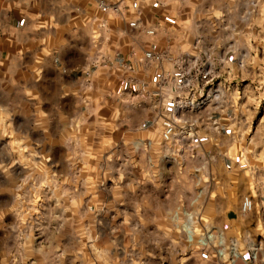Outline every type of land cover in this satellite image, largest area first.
Returning a JSON list of instances; mask_svg holds the SVG:
<instances>
[{
	"label": "rangeland",
	"instance_id": "1",
	"mask_svg": "<svg viewBox=\"0 0 264 264\" xmlns=\"http://www.w3.org/2000/svg\"><path fill=\"white\" fill-rule=\"evenodd\" d=\"M106 2L77 16L88 39L61 34L68 20L1 38L0 264H229L200 261L185 223L228 245V188L264 195V0ZM76 39L67 66L55 49ZM194 61L212 92L177 109L158 73ZM253 227L237 249L250 240L264 264V218Z\"/></svg>",
	"mask_w": 264,
	"mask_h": 264
},
{
	"label": "crops",
	"instance_id": "2",
	"mask_svg": "<svg viewBox=\"0 0 264 264\" xmlns=\"http://www.w3.org/2000/svg\"><path fill=\"white\" fill-rule=\"evenodd\" d=\"M87 6H90V0H0V51L4 50L1 43V38L4 36L11 38L15 35L17 37V34H22V31L24 35L33 34V28L37 30H35L36 35L44 34L41 28L44 25V20H68L70 23L72 22L73 26H70L69 29H64L61 34L87 38V35L89 36L92 33H87L76 24L78 14H87L91 10ZM66 31L69 33L66 34ZM73 41L75 42L74 45L71 44ZM71 42L68 47L59 45L55 49V51L59 52V58L67 66L76 64L80 56L75 48L76 43L79 42L77 39ZM82 42L85 41L83 40ZM41 47H43V44L37 50ZM16 48L12 46L11 50H17ZM220 119L222 118L220 117ZM226 125L228 124L225 122L220 123L221 128ZM230 153L233 155L232 152ZM232 157L223 158V165L229 167V173H232L230 171L233 164L236 163V159ZM251 188L248 185L244 188L242 183L236 190L228 188L226 194L229 198L231 197L229 206L227 209L223 208L225 209V215L216 223H220L223 228L231 231L229 242L237 244L240 240H243L242 235L247 232L257 235L253 225H256L257 228L258 221L264 218V195L262 194L251 195L254 202L251 211L247 213L240 211V202L244 196L243 194L250 192ZM249 241L245 243L242 252H240L239 262L242 264H257V257L252 258V252L257 248Z\"/></svg>",
	"mask_w": 264,
	"mask_h": 264
},
{
	"label": "built area",
	"instance_id": "3",
	"mask_svg": "<svg viewBox=\"0 0 264 264\" xmlns=\"http://www.w3.org/2000/svg\"><path fill=\"white\" fill-rule=\"evenodd\" d=\"M98 7L102 12H108L111 9L117 10L118 7L116 3H108L106 0H95ZM148 33L152 34L153 30H149ZM146 58L151 60H168L169 55L167 54H158L155 52H147L145 54ZM183 57V56H182ZM178 68V77L173 79L174 81L169 83L167 79L168 74L164 71H159L158 76L161 78L162 86L161 89L165 88L168 85H171L174 90V106H177V109L181 107L182 97L187 100V98H192L198 96L199 94L209 96V92H212V82L215 75L213 71L207 68L206 63L200 65L199 61L192 62V68L195 69V74L190 75V69H182L181 65H177ZM158 77V78H159ZM178 79V80H176ZM160 82V83H161ZM159 83V84H160ZM209 87L204 93V88ZM176 97V99H175ZM176 100V102H175ZM175 123L169 122L166 124L162 136L164 140H171L175 132ZM145 126V124H143ZM254 202L252 197L245 195L242 198L240 204V211L242 213H247L253 209ZM212 229V228H211ZM210 228L205 227L203 231L199 234H196L192 229L191 225L185 230L186 239L189 244H193L197 247V256L200 261L209 262L213 257L218 261H227L229 264H236L238 259H240L241 254H238L237 245L235 242H229L227 245L225 240L219 234H215ZM257 257V249L252 252V258Z\"/></svg>",
	"mask_w": 264,
	"mask_h": 264
},
{
	"label": "bare ground",
	"instance_id": "4",
	"mask_svg": "<svg viewBox=\"0 0 264 264\" xmlns=\"http://www.w3.org/2000/svg\"><path fill=\"white\" fill-rule=\"evenodd\" d=\"M191 219H192V218H191ZM191 219L189 218V219L186 221V223H185V224H187V222L189 221V224H187V228H188V226H190V225L192 224V223H191V222H192ZM187 228H186V229H187ZM221 236H222V238H223L224 240H226L225 237H224L223 235H221ZM237 252H238V254H239V251H237ZM212 260H213V259H212ZM209 262H210V261H209Z\"/></svg>",
	"mask_w": 264,
	"mask_h": 264
}]
</instances>
